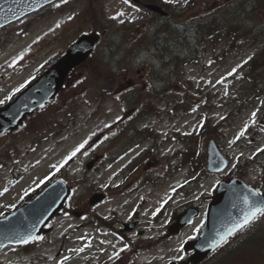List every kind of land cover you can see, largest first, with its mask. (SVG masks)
I'll return each instance as SVG.
<instances>
[{
    "label": "rangeland",
    "instance_id": "obj_1",
    "mask_svg": "<svg viewBox=\"0 0 264 264\" xmlns=\"http://www.w3.org/2000/svg\"><path fill=\"white\" fill-rule=\"evenodd\" d=\"M186 1L174 0L169 3L166 0L165 6L168 8L169 16L173 13L174 17L176 10H182L187 6ZM235 1L197 0L193 9L187 8L186 12L184 11L182 21L188 17L194 20L196 16H205L204 25L209 26L217 19L219 24L216 28H211L210 25L209 29L218 31L220 42H216L201 54L200 51H195V58H200L199 62L183 66V72L168 76L166 84L159 82L156 76L161 68L154 49L145 46L149 42V45H152L151 40L156 34H165L174 26L171 22L175 21L172 17L169 18L171 22L167 20L166 24L156 21L158 26L155 27L158 30H152L151 23L156 20L158 14L151 15L147 20L144 16L143 20L141 14L125 4L124 0H67V3L53 7L54 4L59 3L58 0L0 28V100H3L13 92V89L21 88L22 84L25 86L34 77L37 70L35 68L45 64L44 60L48 62L61 56L78 34L92 31L101 21L108 22L106 25L108 28L100 30L103 33L100 32L101 42L92 53L95 55L94 58H89L72 72L59 92V100L56 98L57 100L50 101L40 114L32 116L25 123V127H29L28 130L36 128L38 130L31 132L30 135L21 133L7 136L12 139L16 150L13 155L10 153L4 165L0 166V193H2L0 216L3 212L14 210L15 207L11 205H18L22 200L21 197L24 198L25 192L28 193L29 189L39 187L54 166L65 161V157H68L85 140L87 143L84 148L71 159L74 166L71 175L82 176L85 162L94 155H100L96 167L87 172L85 184L75 188V193L68 198L64 208L51 219L52 231L45 236L42 235L43 239L31 244L29 251L33 249L31 253H39V257L44 255V263L56 264L67 256L69 259L62 261V264H84L89 259L97 264H104L107 250H121V246L125 245L121 236L113 233L98 234L93 223L95 212L107 221L114 218L128 221L136 213L140 222L143 218L148 220L147 224H149L150 216L156 208H160L161 203L165 206L166 200L171 195L179 194L181 198L173 204H178L176 209L183 208L186 202L202 203L205 207L207 204L205 196L213 194L217 177L200 176V171L193 169L191 165L194 159V155L192 157L191 154L194 151L196 154L198 151L196 148H198L199 135H203L201 130L205 122L208 125L207 133L210 134L208 137H215L213 138L215 141L216 138L219 139L230 158V165L241 162L245 164L247 159L254 156L255 162L246 167L247 174H244L246 181L257 182L256 180L264 174V66L258 64L259 58H257L260 56L257 52L264 50V46L249 41L253 35L248 34L249 31H242V21L232 20L229 23L223 17L225 12L228 13V6ZM222 8L224 9L221 10ZM239 8L236 6V11ZM258 10L259 8L255 10L256 17L259 18L256 19L257 25L254 26L256 28L264 22V10ZM209 11L213 13L207 16ZM118 12H123V15L117 16ZM69 16L72 19L69 20ZM108 19L114 20V23ZM150 20L152 22H149ZM222 21L227 23L221 26ZM57 23L59 27H56ZM147 23L151 25L148 27ZM22 28H27V33L16 36L19 38L17 39L16 33L21 35L25 32ZM262 30L258 29L256 35L263 37ZM172 31L178 35L183 29L178 27L177 30ZM235 33L241 39L235 37ZM206 35L208 34L189 37L192 51L198 48ZM234 37L235 42L241 41L234 45L237 49L228 50L229 54L217 59L215 63L208 64L214 54L225 50L228 41L234 42ZM37 41L42 42L36 43L34 48L40 47L43 43L46 45L39 48L35 55L36 62L29 64L32 61L30 57L32 45ZM24 52H27L24 58L14 65L13 61ZM131 53L134 57L129 69L124 65L123 60H125L124 56ZM101 58L105 61H101V66L97 69L96 64ZM252 58H254V67L251 69L249 64ZM106 63L110 64L107 67L108 71L103 70ZM233 68H236L235 72H232ZM114 70L117 77L116 89L125 86H133L137 89L145 87L142 97L136 96L133 100H142V98L151 100V86H155L158 90L154 91L153 95L158 94L159 99L153 100L151 107L157 109L143 121L142 126L150 129L145 131V135L151 131L149 137L143 138L122 159L111 165L104 163L106 162L104 155L111 150L114 143L107 144L106 137L113 132L112 127L117 118L123 114V110L120 108L116 91L112 90L110 93L101 91V80L112 78L110 71ZM229 73L232 74L228 75ZM85 77L88 79L85 80ZM205 95L210 98L207 103L202 101L206 98ZM233 100L235 103H232ZM239 100H252V104L239 112L236 110ZM74 102L75 107L72 106ZM254 105H258L257 113L262 114L260 117L262 122L258 126H252L251 122ZM138 109L148 112L149 104L143 102ZM52 113L56 115L54 119L51 117ZM54 123L59 125L60 129L57 130ZM246 123L248 128L245 129L244 135L236 139ZM47 126L52 127V130L45 129ZM62 128H64L63 132ZM59 133L61 135L56 136ZM97 134H102L101 142L98 144L94 142ZM230 141L232 143H229ZM258 148L261 151L257 152ZM143 156L148 157L140 161V170H143L144 177H150L154 183L149 182L141 191L131 194L130 182L125 185L123 192L109 191V196H106L103 202L92 206L94 210L90 208L88 199L96 189L113 187L119 181L120 174ZM233 167L230 166L227 171H232ZM162 169L164 171H160ZM160 175H164L161 180L158 177ZM137 178L135 177L134 180ZM186 190L191 193L185 195ZM81 222L85 227L71 230L72 226L80 225ZM198 222L184 229L181 235L174 238L171 245L164 244L155 252H145L136 259V262H166L178 256L183 257L182 252L178 251V246L188 237L196 235L197 232L193 229L199 226ZM114 229L117 230L118 225L114 226ZM148 233L149 231L146 232ZM262 233L264 226L256 236H261ZM38 244L40 246L35 247ZM76 249L83 251L78 252L75 251ZM24 252L25 249L21 247L9 245L0 254V264L32 262L30 254H21ZM130 256L128 262H133L134 254ZM154 256L157 259L152 260ZM261 260L260 250L251 245L236 251L233 256L224 259L220 264H261ZM118 261L119 257H115L110 262L118 264Z\"/></svg>",
    "mask_w": 264,
    "mask_h": 264
},
{
    "label": "water",
    "instance_id": "obj_2",
    "mask_svg": "<svg viewBox=\"0 0 264 264\" xmlns=\"http://www.w3.org/2000/svg\"><path fill=\"white\" fill-rule=\"evenodd\" d=\"M8 1L12 2V0ZM14 1L23 2L26 0ZM47 1L50 2L52 0H42L38 5H41ZM4 22L6 21H2L0 14V25H2ZM97 38L98 36L95 33L82 35L79 37V39L67 50L66 54L43 77L42 82L47 84V91L43 92L41 89V84H38L37 89L35 90H38L36 95L29 96L27 93H24L23 96H20V100H15L9 105L10 109H8L9 112L7 115L0 111V121L4 122L0 123V131L3 130L5 125L12 124V128L17 127L27 112H32L52 98L62 85L68 71L74 65L85 60ZM208 152L210 156L219 155L212 141L209 143ZM221 168L222 166H219L215 169ZM251 190L253 189L245 186L240 182V180L238 181L236 179H231L230 181L223 182L221 184L216 196L209 205L207 226L211 228H204V233L201 239L190 244V247L195 248V253L191 258L193 262L200 261L207 253L211 251L212 248L208 247V243H210L211 238L214 237L215 232L218 230H223L231 218L238 217L241 214L240 210L243 205L238 201L237 194L242 196L246 193H249ZM67 194L68 188L63 183L60 181L54 182L36 199L35 205H30L31 207L29 210H26L25 216L27 219L31 218L35 220L36 228L41 220L46 221V219H48L61 207ZM254 199H264V193L254 197ZM234 203L237 205L235 208L233 207ZM23 209L24 208H21L17 213ZM194 214V212H190L189 215ZM3 244L4 242H1L0 247Z\"/></svg>",
    "mask_w": 264,
    "mask_h": 264
},
{
    "label": "snow or ice",
    "instance_id": "obj_3",
    "mask_svg": "<svg viewBox=\"0 0 264 264\" xmlns=\"http://www.w3.org/2000/svg\"><path fill=\"white\" fill-rule=\"evenodd\" d=\"M167 2L171 3L174 2V0H167ZM67 3V0H59L58 4H54L53 7H59L60 4H64ZM125 4L130 3V0H124ZM31 10V9H30ZM12 15L13 18L15 17V13L12 12V9L8 10ZM21 15H23V13H21ZM123 12H118L117 16H122ZM68 19H72L71 16L68 17ZM113 19H115V17H113ZM56 27H59V23H57ZM51 31V29H50ZM39 39V38H38ZM17 59H19V57H17ZM250 59V58H249ZM15 61H13L14 63ZM237 67H239V65H237ZM236 68L232 69V72H235ZM232 73H229L228 75H231ZM27 83V81L25 82ZM219 83V81H218ZM20 87H24V85H20ZM20 90V88H16L13 89L12 93H9L8 96H5L3 100H0V104H4L7 100H10L12 98V95L15 92H18ZM255 118H256V112H253L251 114V122L255 123ZM119 119V117L117 118ZM107 126V125H106ZM248 128V124L246 123L244 125V128L241 129V131L237 134L236 139H239L242 135H244V131L245 129ZM87 143V140H85L84 142H82L81 144H79L70 154L68 157H65V161H62L61 163L63 164L64 162H66L69 158L75 156L78 152H80V150L82 148H84V145ZM229 143H232V141H230ZM261 151V149H257V152ZM86 154V153H85ZM235 166V165H233ZM59 166H57L58 168ZM219 170V169H218ZM45 180L48 179V177L44 178ZM41 183H43V180L41 181ZM38 186V185H37ZM173 191H175V189H172ZM6 191V190H5ZM28 191H31V189H29ZM0 195H2V193H0ZM24 195H27V192H25ZM259 190L257 189H253L251 190L249 193H246L242 196H240L239 194H237V199L240 203H242L243 207L241 208V214L238 217L235 218H231L229 220V222L227 223V225L223 228V230H218L215 232V235L213 238H211L210 243H208V247L212 248V249H216L218 246H220L223 243L227 242V239L232 236L234 233L237 232V230H242L244 229L246 226H248L251 222L255 221L257 218L264 216V199L262 200H256L254 199V197L259 196ZM21 199H23V197H21ZM237 205L236 203L233 204V207L235 208ZM11 207H15V205H11ZM160 207H163V203H161ZM134 211V210H133ZM160 211V208L158 207L156 209L155 212H153V215L155 216L157 212ZM188 223H191V221H188ZM203 224V222L201 221V225ZM35 228V225H33V229ZM200 229V226H197L196 228L193 229L194 232H198ZM7 238V237H6ZM194 237H188V239H193ZM43 239L42 236L37 235L34 233V231H29L26 234H18L16 236V240L15 242L18 244H28L32 241H39ZM81 239H83V237H81ZM207 242V241H206ZM125 249L127 248V245L124 246ZM184 248V244L183 242L180 245V249H178V251H182ZM75 251H83V249H76ZM119 255V252H113L112 256L116 257ZM111 258V257H110ZM69 257L64 256L62 258V261H66L68 260ZM175 259H183L182 256H178L175 257ZM62 261H58L57 264H62Z\"/></svg>",
    "mask_w": 264,
    "mask_h": 264
},
{
    "label": "trees",
    "instance_id": "obj_4",
    "mask_svg": "<svg viewBox=\"0 0 264 264\" xmlns=\"http://www.w3.org/2000/svg\"><path fill=\"white\" fill-rule=\"evenodd\" d=\"M236 6L240 7L238 10L239 16L241 17L240 21L243 23V28L242 31L245 30L248 34H252L254 37H256V32L260 27L258 26L257 28L254 27L256 24V12L255 10L258 9L259 7L262 8L264 6V0H236L231 6H228V11L230 10L231 14H233V11H236ZM232 17V16H231ZM164 24L167 23L166 19H160ZM263 29H264V24H262ZM184 41L186 42V39L184 36ZM258 37V35H257ZM154 47L158 48V43H154ZM159 52L156 53L158 54V61L159 64L166 65L167 68H172L173 63L170 64L171 61L174 60L175 53H169V54H164L162 55V48L159 46ZM185 54L188 52L187 48L184 49ZM165 59L168 60V63L165 62ZM109 82V81H108ZM138 100H130L131 103H135ZM149 100H143V102L148 103ZM261 238H264L262 236Z\"/></svg>",
    "mask_w": 264,
    "mask_h": 264
}]
</instances>
